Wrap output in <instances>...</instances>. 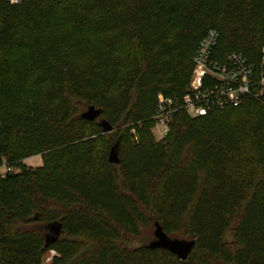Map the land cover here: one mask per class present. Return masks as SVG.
Returning a JSON list of instances; mask_svg holds the SVG:
<instances>
[{"label": "trees", "instance_id": "trees-1", "mask_svg": "<svg viewBox=\"0 0 264 264\" xmlns=\"http://www.w3.org/2000/svg\"><path fill=\"white\" fill-rule=\"evenodd\" d=\"M209 27L215 60L259 70L264 0H0V157H43L0 175V264H264V95L152 132ZM156 223L187 260L149 247Z\"/></svg>", "mask_w": 264, "mask_h": 264}, {"label": "built area", "instance_id": "built-area-1", "mask_svg": "<svg viewBox=\"0 0 264 264\" xmlns=\"http://www.w3.org/2000/svg\"><path fill=\"white\" fill-rule=\"evenodd\" d=\"M219 32L209 27L200 39L193 55V73L184 95L165 96L160 93L152 116V132L158 141L171 131L175 115L185 111L191 117H202L216 109L238 107L248 97L257 99L264 95V45L261 49L259 70L239 53H231L226 60H215L213 55ZM16 167L0 157V175L16 173Z\"/></svg>", "mask_w": 264, "mask_h": 264}, {"label": "water", "instance_id": "water-1", "mask_svg": "<svg viewBox=\"0 0 264 264\" xmlns=\"http://www.w3.org/2000/svg\"><path fill=\"white\" fill-rule=\"evenodd\" d=\"M100 114V109H96L95 107L91 106L82 114V117L89 121H94L99 118ZM101 125L106 132L112 131L113 129V127L105 120L101 121ZM110 161L113 163H118L119 161L118 155L114 148L110 152ZM48 228L51 229L53 234L50 236L47 234V237L51 238V240H56L61 233L62 224H52ZM154 237L155 240L149 243V247L169 250L172 253L176 254L181 260H187L189 258L195 244V240H185L169 237L158 223H156Z\"/></svg>", "mask_w": 264, "mask_h": 264}, {"label": "rangeland", "instance_id": "rangeland-1", "mask_svg": "<svg viewBox=\"0 0 264 264\" xmlns=\"http://www.w3.org/2000/svg\"><path fill=\"white\" fill-rule=\"evenodd\" d=\"M42 164H43L42 155H36V156H32L30 158H27V159L20 161V163L16 166L15 169H16V172L18 173V172L23 171V169L38 168ZM45 230H46V234H48L49 236L53 234L50 228H47ZM54 254H55L54 251L48 252L44 257V264H50L51 259H52Z\"/></svg>", "mask_w": 264, "mask_h": 264}, {"label": "clouds", "instance_id": "clouds-1", "mask_svg": "<svg viewBox=\"0 0 264 264\" xmlns=\"http://www.w3.org/2000/svg\"><path fill=\"white\" fill-rule=\"evenodd\" d=\"M14 2H15V0H14Z\"/></svg>", "mask_w": 264, "mask_h": 264}]
</instances>
